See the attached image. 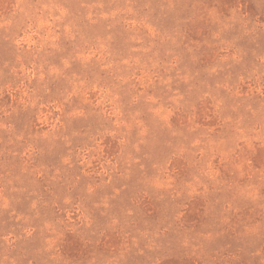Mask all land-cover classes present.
Masks as SVG:
<instances>
[{
    "label": "rangeland",
    "instance_id": "obj_1",
    "mask_svg": "<svg viewBox=\"0 0 264 264\" xmlns=\"http://www.w3.org/2000/svg\"><path fill=\"white\" fill-rule=\"evenodd\" d=\"M0 264H264V0H0Z\"/></svg>",
    "mask_w": 264,
    "mask_h": 264
}]
</instances>
